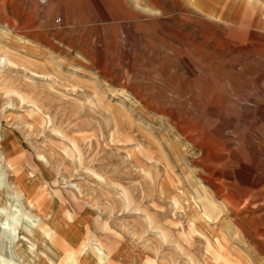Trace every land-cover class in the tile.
<instances>
[{
	"label": "rangeland",
	"instance_id": "374dc122",
	"mask_svg": "<svg viewBox=\"0 0 264 264\" xmlns=\"http://www.w3.org/2000/svg\"><path fill=\"white\" fill-rule=\"evenodd\" d=\"M0 57V264L28 202L40 264H264V0H0Z\"/></svg>",
	"mask_w": 264,
	"mask_h": 264
},
{
	"label": "bare ground",
	"instance_id": "6f19581e",
	"mask_svg": "<svg viewBox=\"0 0 264 264\" xmlns=\"http://www.w3.org/2000/svg\"><path fill=\"white\" fill-rule=\"evenodd\" d=\"M3 63H4V59L0 57V67L3 65ZM0 156L3 159H5V154L2 151H0ZM41 158H42V156H41ZM28 204H29L30 208L34 210L33 214H30V217H35V219L38 218L35 227L26 229V233H27V236L26 237H27V239L30 242L31 241L32 242H31V245H28V246H24L22 244L16 245V247H15V249L13 251L14 260H13V263H11V264H21L20 262L22 261V258L19 256L18 251L20 252L22 247H25V249L28 250L29 254L32 255V258L29 259V261H27V263H31V264H40V263H37L36 261L37 260H38V262L39 261H42V260H40L41 259V256L40 255H36V254L33 253L32 249H33L34 245H36V247H37L38 250H40L41 252H43V256H44L43 258H45V259L52 260L51 259L52 258L51 256H53L55 254V251L53 250L52 246L51 245L49 246V244L46 242V238L49 236V233L50 232L48 233V231L46 230V231H44V233L42 235H39L35 231V228L38 227L40 225V223H44L47 226L54 225L55 227H58V225L49 222V220H46V221L43 220V218L45 216H47V214L45 212H43V211H41V212H38L37 211L38 213L36 214L37 206L31 204L30 202H28ZM38 243L41 244L39 248H38V245H37ZM87 251H88V249L86 250V252ZM95 252L96 253H100V255H103V258L104 259L107 258V255L104 252H102L100 248H96L95 249Z\"/></svg>",
	"mask_w": 264,
	"mask_h": 264
},
{
	"label": "crops",
	"instance_id": "0c3cea01",
	"mask_svg": "<svg viewBox=\"0 0 264 264\" xmlns=\"http://www.w3.org/2000/svg\"><path fill=\"white\" fill-rule=\"evenodd\" d=\"M75 236H76V235H74V237H75ZM78 241H79V240H78ZM81 254L86 255L85 253H82V252H81ZM86 256H87V255H86Z\"/></svg>",
	"mask_w": 264,
	"mask_h": 264
}]
</instances>
